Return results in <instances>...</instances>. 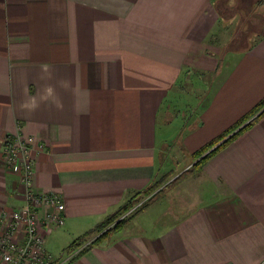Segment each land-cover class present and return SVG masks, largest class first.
<instances>
[{
	"label": "crops",
	"instance_id": "1",
	"mask_svg": "<svg viewBox=\"0 0 264 264\" xmlns=\"http://www.w3.org/2000/svg\"><path fill=\"white\" fill-rule=\"evenodd\" d=\"M217 21L213 0H0V219L25 203L8 141L43 144L31 153V185L64 203V226L45 240L59 257L163 173L172 142L158 120L191 72L214 71L218 82L198 106L199 129L183 138L189 155L244 118L264 98V35L223 69L205 44ZM48 86L55 96L43 99ZM32 98L35 110L24 107ZM258 114L177 185L173 210L150 204L77 263L264 264Z\"/></svg>",
	"mask_w": 264,
	"mask_h": 264
},
{
	"label": "rangeland",
	"instance_id": "2",
	"mask_svg": "<svg viewBox=\"0 0 264 264\" xmlns=\"http://www.w3.org/2000/svg\"><path fill=\"white\" fill-rule=\"evenodd\" d=\"M213 7L218 21L217 26L212 29V32L209 33L210 36L206 39V50L208 51V55L212 54L210 57H217L218 60H221V66L224 65V69L226 66L225 62L229 60V54L246 49L253 43L256 37L259 38L264 35V0H213ZM213 74L214 71H211L202 76H194V73L191 72V75L186 80L178 84L180 85L178 88L181 90L178 92L180 93L178 94L180 99L173 104L171 111H166L165 109L164 112L166 111V113L159 117V134H167L172 145L170 146V150L166 149L167 147L163 148L167 154L164 155L162 164L163 173L160 171L158 179L166 175L168 179L172 180V178L180 175L184 171V168H190L193 164L190 161L189 153L182 146L183 138L186 134L199 129L200 122L198 121L199 112L197 109L204 97L210 93L211 88L218 82V78L214 80L215 75ZM167 118L172 119V124H165ZM182 151L184 152L181 153ZM196 173H192L194 175L191 174L190 179H193ZM167 182L161 185L155 193L164 188ZM177 185L175 186L176 188L174 187L172 195H169L170 197H167L166 200L164 199L163 202H161V199H158L151 206H157L158 208H162L160 210H163L166 207L167 201L168 210H173L175 205L178 204L176 202L178 200L177 197L184 192V190L180 191L182 189ZM152 194L154 195V193ZM151 196V194L149 196L139 195L133 199V201L137 200L135 206L125 214L120 215V217L118 216L119 218L115 222L122 218L130 219L133 217L135 211L139 209L138 207L147 203ZM181 198L183 201V196ZM111 227L112 225L108 226V228ZM89 239H93V237L91 235L86 236L84 242H88Z\"/></svg>",
	"mask_w": 264,
	"mask_h": 264
},
{
	"label": "built area",
	"instance_id": "3",
	"mask_svg": "<svg viewBox=\"0 0 264 264\" xmlns=\"http://www.w3.org/2000/svg\"><path fill=\"white\" fill-rule=\"evenodd\" d=\"M27 137L7 143L10 165L22 168L21 182L25 186L23 207L4 212L0 219V264H78L80 248L54 257L45 249L46 236L64 226V203L60 195L39 193L31 185L33 165L31 153L43 149V144ZM15 145V147H14Z\"/></svg>",
	"mask_w": 264,
	"mask_h": 264
},
{
	"label": "trees",
	"instance_id": "4",
	"mask_svg": "<svg viewBox=\"0 0 264 264\" xmlns=\"http://www.w3.org/2000/svg\"><path fill=\"white\" fill-rule=\"evenodd\" d=\"M257 113H259L257 116L264 113V98L244 118H242L237 124H235L230 130H228L227 132H225L221 136L213 139L212 141L208 142L207 144L202 146L200 149H198L197 151L192 153L190 155V161L193 164L190 166V168L185 169L180 175L172 178V180L168 179L165 175L162 178L157 179L155 182L151 183L142 192H138L137 194H135V196H133V199H135L139 195L149 196L151 194L152 196H151V198H149L147 203L140 205L138 207L139 209H137L135 211V214H133V216L140 213L145 208H147L150 204H152L156 200L163 197L166 192L173 189L180 181L184 180L186 177L190 176L192 173L199 171L201 166L205 163L206 160H208L217 151L219 146L222 145L225 141L234 137L236 134H238L242 130H244L247 126H249L250 123L255 119V118L253 119V117ZM230 134H232V135L229 136ZM226 136H229V137L226 140H224ZM222 140H224V141H222ZM166 182H167V184L165 185V187L161 188L158 192L155 193V191L161 185H164ZM152 193H154V195ZM133 199L126 202L123 206H121L118 210H116V212L113 215L106 217L93 230L84 234L81 237L74 239L65 249H63L62 254L72 253V252L83 247L77 255V257H80L83 253H85L92 246L98 244L100 241L105 239L107 236L111 235V233L117 231L129 219L122 218V219L118 220L117 222H115V220L117 218H119L120 215L125 214L129 209H131L135 206V204L137 203V200L133 201ZM110 225H112V227L108 228V226H110ZM106 228H108V229H106ZM90 235L93 237V239L90 242H86V241L84 242L85 237L86 236L88 237Z\"/></svg>",
	"mask_w": 264,
	"mask_h": 264
},
{
	"label": "clouds",
	"instance_id": "5",
	"mask_svg": "<svg viewBox=\"0 0 264 264\" xmlns=\"http://www.w3.org/2000/svg\"><path fill=\"white\" fill-rule=\"evenodd\" d=\"M55 96V90L52 86H48L45 90V96L43 99H47L49 97ZM24 107L29 108L31 110H35L38 107V104L34 98L30 99L29 102H26ZM57 107H60V105L57 103Z\"/></svg>",
	"mask_w": 264,
	"mask_h": 264
}]
</instances>
